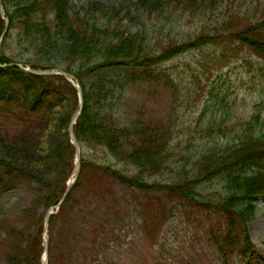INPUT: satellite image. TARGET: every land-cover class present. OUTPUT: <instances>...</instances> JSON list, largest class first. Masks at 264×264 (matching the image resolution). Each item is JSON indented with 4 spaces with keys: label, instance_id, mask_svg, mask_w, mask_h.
I'll return each mask as SVG.
<instances>
[{
    "label": "trees",
    "instance_id": "trees-1",
    "mask_svg": "<svg viewBox=\"0 0 264 264\" xmlns=\"http://www.w3.org/2000/svg\"><path fill=\"white\" fill-rule=\"evenodd\" d=\"M3 1L10 30L0 56V119L20 130L14 134L0 132V188L24 183L36 186L35 200L18 215L25 222L31 220L33 228L8 225L14 236L10 264H41L45 214L64 196L75 165L69 125L79 109L77 89L64 76L37 75L15 66H3L11 63L32 69L61 68L81 84L85 108L75 125V134L82 151L86 146L103 148L119 163L139 173L127 175L113 164L101 162L94 164L98 172L141 191H162L167 196L212 206L225 214L228 230L237 222L248 223L258 216L260 204H264L263 103L255 105L250 120L242 122L225 146H207L196 154L189 153L186 162L178 167L180 179L153 183L145 177L162 173L170 167L175 155L171 149L172 121L153 116L146 119L144 106L140 105L129 122L118 123L104 109L117 92L139 84L162 88L175 97L178 80L168 70L159 68L190 51L214 45L220 49L219 61L224 62L231 58L237 45L264 59V18L238 30L236 13H230L228 18L219 16L215 28L205 24L197 35L166 40L157 49L151 46L147 29L133 31L130 26L134 23L127 24L125 18L133 12L145 16L166 12L172 23L182 19L178 7L190 12L205 11L216 0H116L112 6L92 2L78 10L70 0ZM5 24L0 12V37ZM14 44L29 47L33 61H29L27 54L17 53ZM49 54L52 58L45 64L44 57ZM224 124L217 127L221 129ZM207 126L205 132L210 134L216 125ZM179 159L182 161L183 155L179 154ZM90 165L92 159L82 157L80 175ZM216 179L223 182L221 191L204 194L203 184ZM69 198L70 195L59 213L65 210ZM4 208L0 200V219L5 214ZM40 208L44 210L42 213ZM55 219L54 214L51 227ZM144 224L147 237H156L157 226L154 234L150 233L154 226L151 218ZM232 238L227 232L225 241H220L224 255H228L225 242L231 244ZM246 245L251 246L248 235Z\"/></svg>",
    "mask_w": 264,
    "mask_h": 264
},
{
    "label": "rangeland",
    "instance_id": "rangeland-1",
    "mask_svg": "<svg viewBox=\"0 0 264 264\" xmlns=\"http://www.w3.org/2000/svg\"><path fill=\"white\" fill-rule=\"evenodd\" d=\"M115 1L70 0V4L78 10L92 2L112 6ZM178 10L182 19L172 23L166 12L152 16L133 12L124 22L134 23L130 26L133 31L147 29L151 46L159 49L166 40L197 35L205 24L215 28L218 17L228 18L230 13L239 16L238 30H242L264 18V0H216L210 10ZM13 48L33 61L26 45L14 44ZM242 49L235 45L231 58L220 62V49L213 45L164 64L159 70H168L178 80L175 97L145 83L117 92L106 103V115L118 123L129 122L140 105L144 106V118L172 121L173 161L162 173L148 174L145 178L149 182L180 179L178 167L186 162L189 153L196 154L207 146H225L242 122L250 120L255 105L264 104V59ZM50 58L51 54L45 56L44 63ZM222 122L225 124L220 129L217 125ZM207 125H216L210 134L205 132ZM2 130L14 134L20 128L0 119ZM179 154L184 157L182 161ZM82 157L91 158L93 165L73 185L65 210L54 212L56 219L47 231L48 264H264L263 203L258 216L248 223L237 222L228 230L225 214L212 206L167 196L162 191H141L98 172L94 164L101 162L113 164L127 175L139 173L119 163L103 148L86 146ZM203 186L204 194L213 195L221 191L223 182L216 179ZM35 187L24 183L0 188V200L5 206L0 219V264H10L9 252L13 250L14 236L8 225L33 228L31 220L25 222L18 215L35 200ZM43 211L39 209V213ZM149 218L154 225L151 234L157 226L156 237L145 233L144 222ZM227 232L232 234L233 242H225L228 255H224L220 241H225ZM247 235L250 247L246 245Z\"/></svg>",
    "mask_w": 264,
    "mask_h": 264
},
{
    "label": "water",
    "instance_id": "water-1",
    "mask_svg": "<svg viewBox=\"0 0 264 264\" xmlns=\"http://www.w3.org/2000/svg\"><path fill=\"white\" fill-rule=\"evenodd\" d=\"M0 12L2 17L4 18L6 24H5V28L3 30L2 36L0 38V55H1V51H2V45H3V41L6 37V35L8 34L9 30H10V19L9 17L6 15V10H5V5H4V1L0 0ZM5 67L7 66H15L18 67L26 72L32 73V74H37V75H53V74H59L64 76L70 83H72L74 85V87L77 89L78 92V96H79V109L77 111V113H75L71 119L70 125H69V135H70V139L72 144L75 146V166L72 172V176L68 182V187L67 190L64 194V196L62 197V199L60 200L59 204L57 206H54L52 208H50L45 216V222H44V234H43V250H44V256L42 258V264H48V253H49V237L47 235V231L49 228V223H50V218L51 216L54 214L55 210H59L61 205L64 203V201L66 200L67 196L69 195V193L71 192L73 185L75 184V181L77 180L79 174H80V170H81V154H82V146L81 143L79 142L76 134H75V125L77 124L80 116L82 115L84 108H85V98H84V92H83V88L81 86V84L79 82H77V80L75 79V77L67 72H65L64 70L60 69V68H54V69H32L30 67H26L23 64L20 63H11V64H6L3 65Z\"/></svg>",
    "mask_w": 264,
    "mask_h": 264
},
{
    "label": "bare ground",
    "instance_id": "bare-ground-1",
    "mask_svg": "<svg viewBox=\"0 0 264 264\" xmlns=\"http://www.w3.org/2000/svg\"><path fill=\"white\" fill-rule=\"evenodd\" d=\"M185 201V200H184Z\"/></svg>",
    "mask_w": 264,
    "mask_h": 264
}]
</instances>
